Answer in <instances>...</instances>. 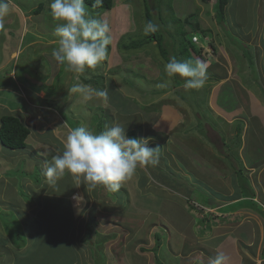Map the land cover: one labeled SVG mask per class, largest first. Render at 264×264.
Masks as SVG:
<instances>
[{
    "label": "rangeland",
    "instance_id": "obj_1",
    "mask_svg": "<svg viewBox=\"0 0 264 264\" xmlns=\"http://www.w3.org/2000/svg\"><path fill=\"white\" fill-rule=\"evenodd\" d=\"M11 1L13 2L11 10L3 18V27L0 28V89L2 88L0 116L12 114L19 117L31 129V136L27 141L28 148L14 155L15 162L19 164L10 167L11 163H7L6 166L9 168L4 170L6 172L4 177H8V184L16 186L20 199L31 207L32 211H38L39 218L34 225L35 233L32 234L30 248L26 250L24 247L20 250L10 243L12 249L16 250V255L12 258V253H9L8 259H16L17 264H121L122 252L118 256L112 255L104 246L97 222V212L85 211L84 217L90 221H87V233L83 234L86 238L81 244L77 243V240L83 236H77V232L79 227L84 226L82 220L78 224L75 222L74 234L73 230L71 234L60 233L72 223V219L66 213L69 205H66L65 201H50L45 194L58 193L62 187L64 193L70 192L74 187L71 182L73 178L65 174L58 180L57 186H50L43 174L46 152H50L46 151L47 148L53 146L56 154L63 150V138H56L52 130L56 132L59 128L65 138L72 127L81 124L94 132H99L101 126L103 130L106 125L120 123L126 127L127 133L135 130L137 138H150L149 146H159L161 149L155 166L138 168L135 175L126 180L127 183L122 184L120 194L118 191H111L117 199L116 206L112 207L118 209L109 214L116 217L121 213L128 222L124 218H121L120 222L118 219V223L125 228L124 232L111 234L109 244H114V247L120 245L119 248L122 247L123 250L128 247L129 253L126 254L128 264H182L181 260L179 263L173 261L176 256L173 255V248L181 251L177 254L178 257H187L184 260L186 263L183 264H209L207 256L209 261L217 252H223L228 257V264H244V258L239 254L243 256L241 250L245 249L234 243L237 239L236 228L248 225L244 228L250 229L249 234L262 237L260 240L264 243V216L259 209L224 215L219 211L223 205L221 199L215 203L221 204L218 208L208 206L204 208V200L200 196L203 193L204 197L217 199L215 196L221 192L222 180L228 176V171L222 170L224 162L227 161L228 167L241 152L238 148L232 150L233 159H226L221 155L224 146L221 138H224L226 143L232 142L233 136L237 133L232 115L221 111V108L232 110L234 100L223 94L222 88L211 87L209 84L211 73L215 74L219 67H225V70H230L232 82H240L251 77L248 59L240 58V54L234 51L219 24L214 8L215 0L209 3L203 0H147L153 14V22L159 25L157 34L164 38L163 45L169 53L167 59L162 56L160 48L154 41L146 48L138 50L125 52L121 47L128 35L137 40L145 36L143 26L146 23V0H114L113 8L109 11L95 9L85 3L93 16L109 22L112 43L109 46L107 60L94 69L86 70L80 76V81L98 89L102 87L106 89L108 92L106 101L95 96L90 100H84L78 95L69 94L68 89L76 82L74 73L52 58L51 52L55 47V41L47 40V38L56 40L53 35L56 25L49 10L50 0ZM259 1L229 0L226 8L227 29L235 38H239L246 45H251L252 48L261 44L245 30L251 29L255 36L259 35L261 29L264 30V8L259 9L260 13L256 11V15L254 12L259 7L257 5ZM41 4L43 8L40 14H33L32 12ZM194 14L197 16L193 19L194 22L199 23L204 33H194V27L185 24V19ZM25 27L29 31L24 30L22 34L21 31ZM182 31L187 32L185 37L182 36ZM26 32H32L37 36L31 45L28 44L32 37L26 35ZM193 35L199 40L197 48L200 49L202 46L201 53H204L200 55L204 56L203 59L197 55L198 53H193V58L203 61L207 70L206 85L199 90L185 89L182 78H168L163 71V65L170 57L187 60L192 55L188 42L192 40ZM251 39L254 40L250 42ZM212 44L216 47V52L213 51ZM184 47L190 54L183 53ZM16 50L20 51L17 60L13 58ZM12 68L14 79L7 75ZM256 70L261 72L258 67ZM100 76L103 77V84L99 82ZM246 81L248 80L245 79L244 83ZM231 85L230 83V87ZM10 87L16 91L11 97ZM232 91L235 92L234 88ZM5 92L9 93L6 95L7 98ZM258 93L261 95L262 91ZM36 97L40 100L38 101ZM250 109L251 112L255 110L253 105ZM245 113L248 114L250 111L247 110ZM243 115L238 112L236 116L243 118ZM241 123L246 128L250 127L244 141L248 142V147L255 146L257 144L255 124L249 126V119L247 123ZM41 143L44 144L41 146L45 149L43 151L45 155L35 152ZM217 165L219 166L216 167ZM154 169L159 170L155 172ZM233 172L235 170L232 169ZM27 180L29 184H25ZM159 184H165L166 188ZM242 185L244 190L247 185L244 179ZM103 187L98 186L86 192L95 196L98 203H102L104 195L100 189ZM83 189L84 192L87 190L84 186ZM191 191L192 194L188 197L186 194ZM34 192L37 193L35 197L32 196ZM15 193L14 189L10 188L7 194L13 197ZM17 201L19 200L15 199L14 204ZM53 205L64 213L63 217H56L52 214L53 210L49 211ZM263 208L262 206L261 209ZM198 210L202 212L197 213ZM241 213L245 218L240 220ZM130 217L133 219L130 220ZM145 217L146 219L142 220ZM10 219L14 222L17 216L12 212L4 219L8 230L19 232ZM23 221L27 226V219L24 218ZM135 221L144 224L141 230ZM150 223L151 227L144 230ZM222 230H229L226 238L222 235ZM246 231L242 229L240 234H245ZM169 236L170 240L163 246L164 237L167 241ZM14 237L18 238L17 245H21L20 240L24 243L28 241L27 245L30 244V239L28 240L22 231ZM141 242H144V248L140 245ZM160 242L161 246L158 247ZM217 246L218 250L215 248ZM120 251L122 250H118Z\"/></svg>",
    "mask_w": 264,
    "mask_h": 264
},
{
    "label": "crops",
    "instance_id": "obj_2",
    "mask_svg": "<svg viewBox=\"0 0 264 264\" xmlns=\"http://www.w3.org/2000/svg\"><path fill=\"white\" fill-rule=\"evenodd\" d=\"M12 3V2H11ZM257 5H259V7H257L254 12L256 15V11H258V13H260V10L262 8H264V0H260L259 3H257ZM256 7V5H255ZM260 9V10H259ZM257 20H258V16H257ZM22 22V21H21ZM264 22V20H263ZM242 28H240V32ZM24 30H28L26 27L25 29H23L22 34L24 32ZM246 33L253 35L255 40H258L261 44V46H257L255 47V53H256V62H257V67L261 69V72L259 73V79L260 82L263 81V76H264V30L261 29L259 31V35L254 34V32L250 29V30H245ZM254 39L249 40L250 42ZM20 50H22L20 48ZM20 51H15L13 58H15V60H17L18 55H19ZM16 54V55H15ZM199 55V53H198ZM216 65V64H215ZM249 65V64H248ZM247 65V67H248ZM14 68V66H13ZM13 68L11 69V71L9 73H7L8 77L11 79L13 78ZM219 71L215 74L211 73V79L209 84H211V87L213 86V89L215 87H219L218 89L222 88L223 89V94L227 95V97H230V93L232 94L233 97V104L234 107L231 108L232 110L228 109L226 110L225 108H221V111H224L225 113L232 115V118L235 120L234 123H236V134L233 136L232 142L228 141V143H226L224 138H221L222 144H224L223 146V150L221 151V155L224 156L226 159H233V153H231L232 150H236L237 148L241 150V152H239V156L237 157L236 160L231 161L230 165L227 167V161L224 162V168H222V170H226L228 171V176L224 177L225 180H222V185H221V192L215 196L217 199H214L213 197L207 198L202 196L203 193L201 194V197L204 200V204H206L209 207H214V208H218L219 206H221V204H215L217 201H221L223 202L222 207L220 208V212H222L224 215L228 214H237L240 211L242 212V210H248V209H252L255 211L254 207L253 208H245L246 206H243V204H241L242 206H237V203L240 202H244L246 205L248 203H255L253 204L255 207H264V96L260 95L258 93V91H261V89L259 88L258 84L255 83L254 81L251 82V77L252 75L250 73L251 70L249 69V76L251 77H247L244 78L242 81H234L232 82V78H230V70H225V67H219ZM1 69V68H0ZM223 70V71H222ZM248 71V70H247ZM241 80V78H239ZM245 79H247L248 81H246V83H244ZM243 82V83H241ZM229 83V84H228ZM230 83L232 84L230 87ZM253 86V87H252ZM21 88V87H20ZM230 88V91H229ZM232 88H234L235 92L233 93ZM2 89V88H1ZM0 89V90H1ZM6 89V88H4ZM10 97L12 95H14V93L16 92L14 88L10 87ZM9 94L8 92H5V96ZM9 97V98H10ZM7 98V96H6ZM8 98V99H9ZM38 99V97H36ZM40 99H38L39 101ZM185 102V101H184ZM253 105V108H255V110H253L251 112L250 106ZM216 107L218 105H215ZM220 109V108H219ZM249 110L250 113L246 114L245 112ZM243 115V118H240L239 116H236L237 114ZM246 114V115H245ZM247 119H249L250 121V125L251 126L253 123L255 124V138H257V146H250L248 147V142L244 141L247 137V133L249 132V128L244 127V124L241 122H245L247 123ZM240 126V130L238 133L237 131V126ZM56 127V126H55ZM54 127V128H55ZM51 131V129H48ZM47 130V131H48ZM52 132L55 134V137H60L64 139V134L62 135V131H60V129H56V132H54L52 130ZM59 134V136L57 135ZM66 134V133H65ZM31 136V135H30ZM244 137V139H243ZM242 138V141H241ZM44 145L43 143L40 144V146L38 147V150H34L37 154H43L45 151V149L41 146ZM49 146V145H47ZM233 146V147H230ZM53 148V149H50ZM43 149V150H42ZM217 150V148H215ZM37 151H40L41 153H38ZM46 151H50V152H46L47 154V159L50 160L51 157L53 155H56V152L54 150L53 146H49V148H47ZM18 151H7L2 144L0 143V186H2V189H0V264H17L18 261H16V259H8L9 256L7 254L12 253V258H15L16 255V250L12 249L13 247L10 246V243L14 246V247H18L20 250H23V248L25 247L26 250H28V248H30L32 241H33V236L32 234L35 233L33 230L35 228V223L38 222V211H32V209H30L31 207L27 206L25 202H23L20 199V196H18V190L16 191V186H12L13 184L11 183L8 184V177L5 178L4 175L6 174V172L4 171L6 168H9V166L11 167V165H16L19 163H16L14 160V155L15 153ZM49 153V154H48ZM59 154V152L57 153ZM45 155V154H43ZM7 163H11L9 166H6ZM234 163V164H232ZM219 165H217L216 167H218ZM15 168V167H14ZM146 169V168H145ZM221 169V167H220ZM232 169L235 170V172L232 173ZM236 170H242L243 174H244V178L247 181V185L245 186L244 190L239 187V185L237 184L238 182L235 179L236 177ZM155 171V169L153 170ZM152 174L154 175V172H152ZM133 177V176H132ZM135 178V176H134ZM45 179L47 180V178L45 177ZM136 179V178H135ZM48 181V180H47ZM225 181V182H223ZM72 185L74 187H72L70 189V192H65L64 193V189L62 187V189L58 192V193H52V194H45L46 198L50 199V201L53 202H62L65 201V203H67L66 205H69L68 207V212L67 215L72 219V223L71 226L69 228H66V230L61 231L60 233H65V234H71L73 228H74V224L75 222L78 224V222H80V220H82V223L84 224V226L81 228L79 227L78 229V234L82 235L83 238H79L77 240V243H82L84 242L85 238L84 237V233L86 232V229L88 226H86L88 223L87 221L90 219H87V217L85 218V211H93V212H97L98 214H96L97 217V222L99 223V228H100V234L102 236V238L104 239L103 243L104 246L107 250V252H109L112 255H119L121 252L123 254L122 256V263L124 264H128L127 258H126V254L129 253L127 252V248L125 247L124 250L119 248L120 245L118 247H114V244H109L110 240H109V236L111 234H121L122 232H124V226L120 223H118V219L119 222L121 221V218H124V216H122L121 213H119L116 217H113L109 214V212L114 213V211L116 209H118L117 207H112V206H116V197L115 195L108 190L106 187H103V189H100L101 192H103L104 195V202L102 203H98L95 199V196L93 195H89V193H87L84 189H83V185H81L79 188H77V185L74 183L73 179H71ZM128 182V181H127ZM127 182H124L127 183ZM25 184H29V181H25ZM161 185V187H165V184H159ZM25 186V185H24ZM51 186V185H50ZM63 186V185H62ZM76 187V188H75ZM12 188L14 189V191L16 192L15 195H12L13 197L9 196L7 193L9 191V189ZM121 189V188H120ZM123 189V187H122ZM53 191V189H52ZM230 191L231 193L227 192ZM119 192V191H118ZM86 193V194H85ZM223 193V194H221ZM112 194V195H111ZM120 194V192H119ZM126 194H128V192L126 191ZM192 194V191L187 193L186 195L188 197H190V195ZM226 194V195H224ZM35 195H37V193H32V196L35 197ZM82 195V200L78 201L75 200L73 197L74 196H80ZM181 195V194H179ZM224 195V196H222ZM129 197V196H128ZM33 198V197H32ZM17 199L19 201H17L16 204H14V200ZM188 199V198H187ZM221 199V200H220ZM211 200V201H210ZM112 201V202H109ZM227 202V203H226ZM77 203H79V205L77 206ZM218 203V202H217ZM209 204V205H208ZM228 204V205H226ZM257 205V206H256ZM42 206V204L40 205V207ZM98 209H97V207ZM242 207V209H240ZM113 209V210H111ZM54 211L52 214H55L56 217H63V212L61 210H59V208L56 207V205H53L50 207L49 211ZM25 211H27V213H24ZM31 211V212H30ZM12 212L14 213V216H17L16 221H11L13 222L12 224L19 229L20 231L17 232V230H13L10 231L8 230V227L6 226V223H4V219L7 218L9 216V214H12ZM226 213V214H225ZM31 217V219H30ZM36 220H35V218ZM127 217V216H126ZM24 218L27 219V226L25 224V222L23 221ZM128 218V217H127ZM245 216L240 215V220L244 219ZM86 219V222H85ZM114 219V220H113ZM116 219V220H115ZM133 218L130 217V220H132ZM145 218H143L142 220H145ZM124 220L126 221V219L124 218ZM23 221V222H22ZM208 221V220H207ZM128 222V221H126ZM136 225L138 227H140L141 230V226L144 225L143 223L139 222V221H135ZM138 222V223H137ZM23 223V226H22ZM98 225V224H97ZM123 228H121L122 226ZM128 227L129 224H127ZM149 226L147 227V229L144 230H148L151 227V223L148 224ZM244 225V224H243ZM164 226V225H163ZM245 226L248 225H244L241 228H236V237L237 239H235V245H241L243 246V248L245 250H241L243 251V256L242 254H239L241 258H244V264H264V246L262 244L263 241L260 240L259 236H255L253 235V233H250V229H246L244 228ZM127 227V226H126ZM166 227V226H165ZM76 228V227H75ZM74 228V229H75ZM113 228L115 231H113ZM161 228V227H159ZM22 229V230H21ZM242 229L247 230L245 232V234H240V231ZM209 230V229H208ZM21 231L23 233H25V235L28 237V240L30 239V244L27 245V242H23L22 240H20L21 245H17L18 241L16 237V234L19 235L21 233ZM16 232V233H15ZM81 232V233H80ZM147 232V231H146ZM217 233V231H215ZM248 232V233H247ZM52 234H54L53 232H51ZM75 233V231L73 230V234ZM206 233V232H205ZM242 233V232H241ZM229 234V230H222V235H224L226 238ZM218 235V234H216ZM166 237H164V243H168V241L170 240V236L168 238V240L166 241ZM82 241V242H81ZM27 245V246H26ZM140 245L144 248L145 244L144 242H141ZM77 247V244H76ZM166 250H167V246H165ZM171 248V247H170ZM216 250H218V246L215 247ZM118 250H122L120 252H118ZM174 254L176 255L174 256L175 258L173 259L174 262H178L179 260H181V262L186 263L184 260L187 257H181V256H177V254H179V250L174 249ZM192 251H194V249H192ZM237 252H241L240 250H236ZM191 253V252H190ZM246 253H250V255H247ZM189 255V254H188ZM206 256V255H205ZM178 257V258H177ZM124 260V262H123ZM112 261H115L114 259H112ZM206 261V258H205ZM207 262L208 261V256H207ZM182 263V264H183Z\"/></svg>",
    "mask_w": 264,
    "mask_h": 264
},
{
    "label": "clouds",
    "instance_id": "obj_3",
    "mask_svg": "<svg viewBox=\"0 0 264 264\" xmlns=\"http://www.w3.org/2000/svg\"><path fill=\"white\" fill-rule=\"evenodd\" d=\"M102 5L103 0H94V7ZM10 10L11 0H0V28ZM49 10L56 25L53 32L55 47L51 56L74 73L76 81L68 89L69 94L78 95L84 100L95 96L106 101V89L84 84L80 76L107 60L112 43L109 22L93 16L85 0H50ZM158 29L159 25L152 21L143 26L145 35L155 33ZM163 71L168 78H182L184 88L188 90L202 89L207 82L206 65L200 60H178L173 56L163 65ZM150 142V138L130 137L126 127L120 123L106 125L99 132L81 124L72 127L62 140V152L44 161L43 174L52 186H57L58 180L68 174L77 188L83 185L88 190H94L104 186L117 192L126 180L135 175L138 168L158 163L161 148L150 147ZM73 198L78 201L83 199L80 196ZM204 205L206 208L207 205ZM209 264H228V257L223 252H217L210 258Z\"/></svg>",
    "mask_w": 264,
    "mask_h": 264
},
{
    "label": "trees",
    "instance_id": "obj_4",
    "mask_svg": "<svg viewBox=\"0 0 264 264\" xmlns=\"http://www.w3.org/2000/svg\"><path fill=\"white\" fill-rule=\"evenodd\" d=\"M203 1L209 3L211 0H203ZM85 3L92 8L102 9L104 11H109L113 8L114 0H103V5H102V7H99V8L94 7V0H85ZM228 5H229V0H215L214 8L217 11V18L219 20V24L222 27V29L226 35V38L229 39L228 41L231 43L234 51L240 54V56H239L240 58H244L246 60L248 59L249 68L252 70L251 82L254 81L255 83L258 84L259 88L262 91L261 95L264 96V89H263L264 83L262 81L260 82V79L258 76L259 73L256 70V67H257L256 53H255L256 48L255 47L252 48L251 45L244 44L239 38L238 39L235 38V36L232 35L229 32V30L227 29L226 8ZM42 8L43 7L41 4L40 7L32 13L36 14V15L40 14V12L42 11ZM145 15H146V22H148V21L153 22V14L151 12V9L149 8V3H147V0L145 1ZM194 18H197L196 14L186 18L185 24L187 26L190 24L192 27H194L193 28L194 33L195 32L204 33V30L201 29L199 23L194 22V20H193ZM27 31H29V30H27ZM182 33H183L182 36H184V37L187 35L186 31H182ZM11 34H13V33L11 32ZM26 35H31V37H32L29 39L30 42L28 45H31L37 39V36H35L32 32L31 33L26 32ZM46 38H47V36H46ZM47 40H50L49 42L55 41L54 38H52V39L47 38ZM153 41L156 42V46L160 48L162 56H164L165 59H167V56L169 55V53L164 48V45H163L164 38L162 35H158L157 31L155 33H149V34L145 35L143 38H140L138 40L134 39L128 35L127 37H125L124 42H122L121 47L125 52L130 51V50H138L139 48H142V47L146 48ZM188 45L190 46V49L192 51V55H190L189 58H187V59L195 60L193 58V53L197 54V53L201 52V49H198L196 46H194L191 39L189 40ZM192 46H193V48H192ZM211 47L213 48V51L216 52V47L213 44L211 45ZM184 49H185V47H184ZM184 49L182 50L183 53L184 52L189 53L188 50L185 49V51H184ZM187 49H189V48H187ZM143 50H145V49H143ZM200 55H201V53H199V56ZM180 56H183V55L180 54ZM200 57L202 59L204 58L203 56H200ZM99 79H100L99 82L103 84V77L100 76ZM102 86L103 85H101V87ZM102 89H103V87H102ZM179 91H178V93H179ZM229 95H230V99L233 100L232 94L230 93ZM182 99H183V101H185L183 97H182ZM102 128L103 127L101 126L100 131ZM239 130H240V126L238 125L237 126L238 133H240ZM30 135H31V129L19 117L12 115V114L0 116V143L2 144V146L6 150H10V151L26 150L28 148L27 141H28V138L30 137ZM128 135L130 137L137 138V133L135 130H131L130 132H128ZM158 170L159 169H156V171H158ZM154 175H156V174L154 173ZM243 179L246 181V179L244 178L243 171L242 170H236V177L234 180H236L238 182L237 184L241 188L243 187V185H242ZM246 183H247V181H246ZM241 204H243V206H246L245 208H253L254 207V209H256V210L259 209V211L261 212V215L264 216V210H262L260 207H255L253 205L255 203L252 202V203H248L246 205L244 202H240V203H237V206H239V205L242 206ZM158 239L160 241V237H158ZM160 246H161V242L159 243L158 247H160ZM263 253H264V251H263Z\"/></svg>",
    "mask_w": 264,
    "mask_h": 264
},
{
    "label": "built area",
    "instance_id": "obj_5",
    "mask_svg": "<svg viewBox=\"0 0 264 264\" xmlns=\"http://www.w3.org/2000/svg\"><path fill=\"white\" fill-rule=\"evenodd\" d=\"M192 41H193V44H196V45L199 43V40H198V37L197 36H194L192 38ZM200 48L203 49L202 46H200ZM201 55H204V53H201Z\"/></svg>",
    "mask_w": 264,
    "mask_h": 264
},
{
    "label": "bare ground",
    "instance_id": "obj_6",
    "mask_svg": "<svg viewBox=\"0 0 264 264\" xmlns=\"http://www.w3.org/2000/svg\"><path fill=\"white\" fill-rule=\"evenodd\" d=\"M193 42V41H192ZM212 57V56H211Z\"/></svg>",
    "mask_w": 264,
    "mask_h": 264
}]
</instances>
